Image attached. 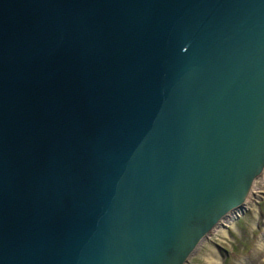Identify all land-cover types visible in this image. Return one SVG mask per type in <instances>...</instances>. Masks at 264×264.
Returning <instances> with one entry per match:
<instances>
[{
    "label": "water",
    "instance_id": "95a60500",
    "mask_svg": "<svg viewBox=\"0 0 264 264\" xmlns=\"http://www.w3.org/2000/svg\"><path fill=\"white\" fill-rule=\"evenodd\" d=\"M263 165L264 0H0V264H185Z\"/></svg>",
    "mask_w": 264,
    "mask_h": 264
},
{
    "label": "rangeland",
    "instance_id": "374dc122",
    "mask_svg": "<svg viewBox=\"0 0 264 264\" xmlns=\"http://www.w3.org/2000/svg\"><path fill=\"white\" fill-rule=\"evenodd\" d=\"M260 191L251 206L224 228L225 236L215 230L185 264H210L209 249L219 264H264V248L258 246L264 238V184Z\"/></svg>",
    "mask_w": 264,
    "mask_h": 264
},
{
    "label": "bare ground",
    "instance_id": "6f19581e",
    "mask_svg": "<svg viewBox=\"0 0 264 264\" xmlns=\"http://www.w3.org/2000/svg\"><path fill=\"white\" fill-rule=\"evenodd\" d=\"M264 184V165L262 166L261 170L259 171V173L252 178L250 185L248 187L247 190V209L248 206H251V204L255 201V199L259 196L260 194V188L262 187V185ZM247 209H245L244 211H246ZM242 211V212H244ZM239 213L237 215H235L234 217H232L229 220L220 222L216 224V227L213 228L210 233L207 235V237H205L202 241H200L197 246L195 247V249L193 250V252L189 255V257L187 258V261L189 260V258L193 255V253L195 252V250L197 249V247H199L215 230L217 232H221V236H225V229L226 227H229L230 225H232V221L242 214ZM232 227V226H231ZM260 248H264V238L261 239L259 241V245ZM218 255V254H217ZM207 259L209 261L210 264H219L218 258L217 256L214 254V252H212V249H209V254L207 256ZM186 261V262H187ZM188 263V262H187Z\"/></svg>",
    "mask_w": 264,
    "mask_h": 264
}]
</instances>
